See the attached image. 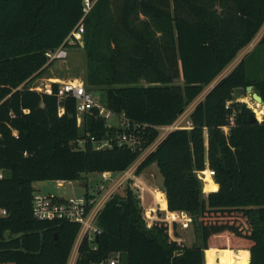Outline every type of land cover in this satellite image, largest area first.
<instances>
[{"label": "trees", "instance_id": "trees-1", "mask_svg": "<svg viewBox=\"0 0 264 264\" xmlns=\"http://www.w3.org/2000/svg\"><path fill=\"white\" fill-rule=\"evenodd\" d=\"M82 7L83 0H0V264H67L80 225L36 219L33 182L129 170L156 141V127L173 124L264 24V0H97L84 17ZM81 19L85 88L115 118L144 126L137 152L95 150L89 141L78 147L88 135L117 139L120 121L91 106L78 124L76 99L60 103L56 83L48 94L31 85L53 63L47 51ZM259 40L194 106L191 128L171 131L136 167V176L159 168L167 209L194 220L195 243L171 238L166 222L149 226L142 196L128 182L105 201L95 219L100 233L82 240L75 264L111 257L117 264H205L207 251L232 249L264 264V120L253 121L251 108L237 101L246 95L239 89L252 86L264 102V60L250 61L264 31ZM206 165L214 181L203 196L197 171Z\"/></svg>", "mask_w": 264, "mask_h": 264}, {"label": "rangeland", "instance_id": "rangeland-1", "mask_svg": "<svg viewBox=\"0 0 264 264\" xmlns=\"http://www.w3.org/2000/svg\"><path fill=\"white\" fill-rule=\"evenodd\" d=\"M264 26V25H263ZM262 26V29H263ZM260 29V31L262 30ZM83 35L79 38V42H82ZM82 46L80 47H73L68 49V54L65 57L64 60H55L53 61L52 65L48 67V69L39 77L35 78L31 85L34 89L39 91H44L49 87V81L51 79H56L55 81L52 80V82H59V81H66L68 79H79L84 82L85 77V70H86V54ZM258 60H264V45H261L260 49H257L255 51V54L250 57V61L257 63ZM226 70V69H225ZM180 84L182 83L181 80H177ZM213 83V81L206 87L203 88L202 92L197 96L184 110L183 114L180 115L178 118L179 124H185L186 121H190L189 116L191 114V110L194 108V106L202 101L209 91L212 89H209V86ZM140 84H146L144 81H141ZM253 92H255L253 90ZM256 93V92H255ZM246 94V93H245ZM244 98H246V101H242ZM248 98V99H247ZM237 101L241 103H246L247 107L251 108V110L256 109V103L253 99H251L250 94H246L244 96H240ZM96 105H100L99 100L96 101ZM254 115L257 118V115ZM264 115V114H263ZM257 119L258 122H262L264 120V116ZM114 120H118L117 118H113ZM227 128L228 127H224ZM223 128V130H224ZM225 132H228V130ZM161 133V132H160ZM157 141V139H156ZM156 141L153 142L150 146H155ZM149 146V147H150ZM142 155V154H141ZM139 155V158L137 161L130 167L129 170L122 172V174L117 173H110L109 177L107 176V180H103V175L101 173L97 172H87L83 175V178H81L78 181H70L62 183L60 186L58 185V182L55 180L51 181H34L33 182V188L36 191H39L40 193L44 195H51V194H57L58 196H63L65 198H69V196H82L84 195L87 190L89 192H96L98 190V187L100 185L106 186V187H113V192H122L123 188L125 187L128 182L131 184V186L138 189L141 198V203L144 207L145 212V218L146 221L152 223L154 221H161L166 222L170 226V232L169 235L171 238L175 239L176 241H180L185 245L191 246L195 243V236H196V223H194V220L188 215L187 212L182 210H176V212H170L167 209V204L165 203V193H161L163 190L162 181L163 178L160 174L159 168L156 167L155 164H151L148 166L142 173H140L139 176L135 175L136 166L139 164V162L143 159L142 156ZM141 159V160H140ZM209 168V166L206 165V169ZM210 169V168H209ZM201 171H197V175ZM107 173V172H106ZM208 176V172L205 171ZM203 173V174H204ZM126 174V179L122 181V183H118L119 179H121ZM108 175V174H107ZM200 179V178H199ZM201 180V179H200ZM214 181L213 177L211 178ZM80 182V184H79ZM203 183L202 184V194L203 196H206L211 191H208L211 184ZM162 203L161 204L159 203ZM167 218V221H165ZM173 226L176 228V233L178 234V237H174L173 234ZM78 236L76 237V239ZM76 241V240H75ZM77 241L75 242L73 249L71 251L69 261L71 260V257L74 255V249L76 246ZM233 251L231 254L228 252H221L222 257L224 260H244L248 259L250 255L246 251H239L232 249ZM205 252V251H204ZM206 255V253H205ZM248 255V256H247ZM207 256L205 257V264H208Z\"/></svg>", "mask_w": 264, "mask_h": 264}, {"label": "built area", "instance_id": "built-area-1", "mask_svg": "<svg viewBox=\"0 0 264 264\" xmlns=\"http://www.w3.org/2000/svg\"><path fill=\"white\" fill-rule=\"evenodd\" d=\"M96 1L97 0H83V17L91 10V7ZM82 19L68 34L63 44L60 45L59 48L52 51H47L45 55L47 57L48 62L55 60H64L68 54L69 46H73L75 44H79L82 46V42H79V38L84 33ZM52 80L55 81L56 79H51V82ZM53 83H56L58 85L56 97L59 102L62 99L66 100L67 97H73L74 99H76V115L78 116V124H81V115L91 106H97L98 115L101 117L103 116L107 121H110V123L115 124V120L113 119L115 118L114 115H112V113L107 110L104 106L96 105V101L98 100L97 96L86 90L85 83L83 81L73 78L68 79L64 82L59 81ZM44 92L47 94L51 93L52 84H49V87L45 89ZM255 114L257 115L256 111ZM178 120L179 119L175 120L174 123L171 125L156 127V129L161 132L157 137V141L155 142L156 145L144 149L141 153L142 155L144 154V156L140 154L142 158H144L148 153L153 151L157 144L163 138H165L171 131H174L175 129L191 128V124L188 121H186L185 124H179ZM119 121L120 126L123 128V131L121 132V135L117 137V139L105 137L101 140H96L93 136L88 135V138L85 137L77 141L78 147L82 149L85 148L86 142L89 141L92 143V146L95 150H103L106 148H111L115 145L118 148L125 147L132 152H137L141 148L142 144L139 129L144 128V126H141L140 124H134L131 126L130 122L123 115L120 116ZM224 130L227 131V128H224ZM205 171L208 172L210 178L214 176V171L212 169L207 168L198 174V177L202 180V182L204 178L203 173ZM109 175L110 173L105 172L103 175V180H107V176L109 177ZM2 177L3 173L0 171V178ZM126 178L127 177L125 174L121 179H119L118 183H122V181H124V179ZM113 190V187L109 188L100 185L98 187V190L95 192V197L86 198L84 195H82L71 197L69 196V198L66 199H62L53 194L44 195L39 191L34 192L32 207L33 216L36 219L45 221L63 220L69 223L75 222L80 225V230L77 235L78 238L76 239L77 243L73 251L74 255L71 257L70 261L68 260L67 264H75L77 251L83 239H86L87 241L92 240L97 234L100 233V230L96 226L95 219L99 211L104 207L105 201L114 193ZM5 213V209L0 208V214L4 215ZM152 223L149 222V226ZM99 264H117V260L111 257L107 259L106 262H102Z\"/></svg>", "mask_w": 264, "mask_h": 264}, {"label": "crops", "instance_id": "crops-1", "mask_svg": "<svg viewBox=\"0 0 264 264\" xmlns=\"http://www.w3.org/2000/svg\"><path fill=\"white\" fill-rule=\"evenodd\" d=\"M264 25V24H263ZM260 29H262V27L260 28ZM263 31H264V26H263V29L261 30V31H259L258 32V34L253 38V41L248 45V46H246V47H244L243 48V50H241L238 54H237V56L234 58V60L226 67V70H224L221 74H219L218 76H217V78L213 81V83L209 86V89H211V88H213L214 87V85H216V83L220 80V79H222V78H224V76H226V74L228 73V72H230L236 65H238L242 60H243V58L247 55V54H249L253 49H254V47L258 44V42L260 41L259 39H260V36H261V34L263 33ZM263 61L261 60V63H262ZM261 75H264V66H263V70H261ZM48 84H53V82H51V81H49V83ZM263 108H264V106H263ZM264 116V115H263ZM58 182V185L60 186L62 183H65V182H63V181H57ZM70 182V181H69ZM68 182V183H69ZM79 184H80V182H79ZM161 193H163V190L161 191ZM53 195H56V196H58L57 194H53ZM58 197H60V198H62V199H66L65 197H63V196H58ZM160 204H161V206H162V203L161 202H159ZM166 220H167V218H166ZM218 251H221V252H227V250H218ZM208 252V251H207ZM206 252V253H207ZM77 256V255H76ZM237 261V260H236ZM249 262V261H248Z\"/></svg>", "mask_w": 264, "mask_h": 264}, {"label": "bare ground", "instance_id": "bare-ground-1", "mask_svg": "<svg viewBox=\"0 0 264 264\" xmlns=\"http://www.w3.org/2000/svg\"><path fill=\"white\" fill-rule=\"evenodd\" d=\"M242 101L243 102L246 101V98H244ZM255 111L257 112V118L260 120V118L262 117L261 115L264 114L263 106H261L260 104H256ZM203 176H204L203 183H208V181L211 180L210 176H208L206 173H204ZM206 255H208L207 256L208 264H249L248 259L238 260V261L224 260V258L221 255V251L218 250L208 251Z\"/></svg>", "mask_w": 264, "mask_h": 264}, {"label": "water", "instance_id": "water-1", "mask_svg": "<svg viewBox=\"0 0 264 264\" xmlns=\"http://www.w3.org/2000/svg\"><path fill=\"white\" fill-rule=\"evenodd\" d=\"M239 93H241V94H243V93L250 94L251 99H253L256 104H260L261 106H264V102H263L262 98L259 96L258 93L253 92V87L252 86H246L244 90L243 89H239ZM65 101H66L65 99H62L60 102L61 103H65ZM251 119L253 121L257 120V118L255 117L254 114L251 116ZM54 236L56 237V234Z\"/></svg>", "mask_w": 264, "mask_h": 264}]
</instances>
